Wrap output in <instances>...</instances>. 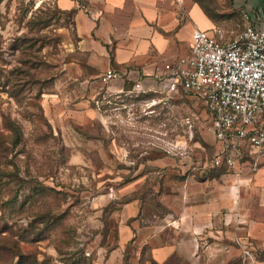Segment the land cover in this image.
I'll return each instance as SVG.
<instances>
[{"label": "rangeland", "instance_id": "obj_1", "mask_svg": "<svg viewBox=\"0 0 264 264\" xmlns=\"http://www.w3.org/2000/svg\"><path fill=\"white\" fill-rule=\"evenodd\" d=\"M70 21L54 0H0V132L6 117L23 132L0 152V242L19 243L0 247V264H100L118 247L129 201L140 199L146 218L162 215L175 186L218 169L200 97L131 84L108 93L104 83L88 94L70 77ZM243 26L237 14L232 34ZM123 255L122 264H154L137 244Z\"/></svg>", "mask_w": 264, "mask_h": 264}, {"label": "crops", "instance_id": "obj_2", "mask_svg": "<svg viewBox=\"0 0 264 264\" xmlns=\"http://www.w3.org/2000/svg\"><path fill=\"white\" fill-rule=\"evenodd\" d=\"M54 3L71 20L62 32L67 35V73L88 94L102 87L101 76L108 69L119 75L107 85L108 93H122L127 84L165 88L166 66L190 51L197 27L222 28L230 38L237 14L244 24L248 14L256 28L264 29V0ZM251 161L246 158L239 165L242 170L223 165L203 181L180 182L162 215L153 212L146 218L143 202L129 201L116 220L118 247L99 263L122 264L124 251L133 243L147 247L154 264H264V159L255 170ZM158 165L166 167L167 162ZM168 172L165 185L170 183Z\"/></svg>", "mask_w": 264, "mask_h": 264}, {"label": "built area", "instance_id": "obj_3", "mask_svg": "<svg viewBox=\"0 0 264 264\" xmlns=\"http://www.w3.org/2000/svg\"><path fill=\"white\" fill-rule=\"evenodd\" d=\"M244 17L243 29L230 38L222 28H195L190 51L166 66L165 89L204 100L218 146L215 167L240 169L252 158L255 170L264 159V29ZM118 76L108 69L101 82L108 85Z\"/></svg>", "mask_w": 264, "mask_h": 264}, {"label": "trees", "instance_id": "obj_4", "mask_svg": "<svg viewBox=\"0 0 264 264\" xmlns=\"http://www.w3.org/2000/svg\"><path fill=\"white\" fill-rule=\"evenodd\" d=\"M3 125L9 133L0 132V152L3 153L7 149V144H12L13 146H17L22 141L23 132L22 127L16 122L9 118H4ZM13 199L10 201L12 202ZM0 247L5 250H13L19 247V243L13 241L11 243L8 242H0ZM20 264V263H19ZM22 264V263H21Z\"/></svg>", "mask_w": 264, "mask_h": 264}]
</instances>
